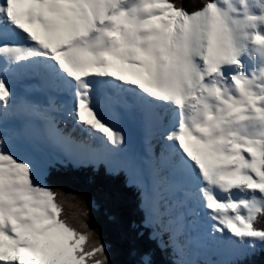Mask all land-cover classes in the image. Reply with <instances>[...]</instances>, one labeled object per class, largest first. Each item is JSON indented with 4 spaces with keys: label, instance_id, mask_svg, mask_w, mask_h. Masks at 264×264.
<instances>
[{
    "label": "snow or ice",
    "instance_id": "6c2138e0",
    "mask_svg": "<svg viewBox=\"0 0 264 264\" xmlns=\"http://www.w3.org/2000/svg\"><path fill=\"white\" fill-rule=\"evenodd\" d=\"M44 146L123 172L176 264L264 244V0H0V264H108Z\"/></svg>",
    "mask_w": 264,
    "mask_h": 264
},
{
    "label": "trees",
    "instance_id": "16d2710c",
    "mask_svg": "<svg viewBox=\"0 0 264 264\" xmlns=\"http://www.w3.org/2000/svg\"><path fill=\"white\" fill-rule=\"evenodd\" d=\"M176 2L194 5L202 0ZM47 174L46 186L58 191L61 217L81 232H93L103 245L108 264H144V257L148 264H176L171 249L163 242L166 236L161 242L151 238L153 228L142 222L145 211L139 205L137 190L123 176L109 175L103 168L94 171L71 165H59ZM81 222L85 228H81ZM254 225L264 227V219L258 215ZM92 242L89 237L85 247ZM231 264H264V244Z\"/></svg>",
    "mask_w": 264,
    "mask_h": 264
},
{
    "label": "rangeland",
    "instance_id": "374dc122",
    "mask_svg": "<svg viewBox=\"0 0 264 264\" xmlns=\"http://www.w3.org/2000/svg\"><path fill=\"white\" fill-rule=\"evenodd\" d=\"M135 137V136H134ZM132 138V137H131ZM135 139H133L132 138V142L130 141V143L131 144H129V149H131L130 147H131V145H132V148L133 149H135L136 148V144L134 143L135 141H134ZM57 150V149H56ZM49 151V149L46 147V146H44L43 147V149H42V151L39 153V154H41L42 155V157L43 158H46L47 156H48V154H50V151ZM137 151V150H136ZM46 152V153H45ZM55 152V151H54ZM57 152H58V154H57ZM57 152H55L54 153V155H55V157H58L61 153H59V151L57 150ZM131 154H133V155H135V150L134 151H132L131 152ZM141 154H143V153H141ZM137 156V155H136ZM37 159H38V161H39V163L41 164V166L42 167H44L45 166V169L47 168V164H51V163H53V161H49V160H47V161H45V160H43L42 162H40V158H39V155L37 154ZM51 159V158H50ZM49 161V162H48ZM55 161V160H54ZM46 162H48V163H46ZM140 164L144 167V168H146L147 167V165H148V163H146V162H144L143 160H141L140 161ZM149 168H150V166H149ZM150 172V171H149ZM148 175V174H147ZM44 174H43V176H42V178H41V183L43 184V185H45V178H44ZM160 193H162V196L160 197V199H161V202H162V204H166L167 202H169V201H172V200H175V198L173 197V196H175V195H171L169 192H167V191H165V190H162V191H160ZM158 195H159V193H158ZM171 197V198H170ZM240 251H232V250H228L227 249V251H226V249H221V250H218V251H216V252H214V253H212L211 255H210V259H212V255L214 256V257H216L217 259H212L213 260V262H214V264H219L220 262H222V261H220V260H225V262L227 263L228 261H230L234 256V253H239ZM218 259H220V260H218ZM217 261V262H216Z\"/></svg>",
    "mask_w": 264,
    "mask_h": 264
},
{
    "label": "bare ground",
    "instance_id": "6f19581e",
    "mask_svg": "<svg viewBox=\"0 0 264 264\" xmlns=\"http://www.w3.org/2000/svg\"><path fill=\"white\" fill-rule=\"evenodd\" d=\"M17 83H21V87L23 86L24 88H25V84H24V82L23 81H16L15 82V88H16V91H17ZM20 87V86H19ZM77 135H78V133H77ZM98 135H100V136H102L103 134L102 133H98ZM135 136V139H136V143H137V146H138V149L141 151V145H142V139H141V137L140 136H138V135H134ZM135 143V142H134ZM150 171V170H149ZM149 171H148V173L147 174H149Z\"/></svg>",
    "mask_w": 264,
    "mask_h": 264
}]
</instances>
